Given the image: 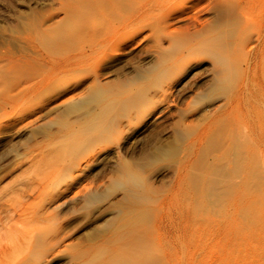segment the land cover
I'll use <instances>...</instances> for the list:
<instances>
[{
  "label": "rangeland",
  "instance_id": "obj_1",
  "mask_svg": "<svg viewBox=\"0 0 264 264\" xmlns=\"http://www.w3.org/2000/svg\"><path fill=\"white\" fill-rule=\"evenodd\" d=\"M0 264H264V0H0Z\"/></svg>",
  "mask_w": 264,
  "mask_h": 264
}]
</instances>
